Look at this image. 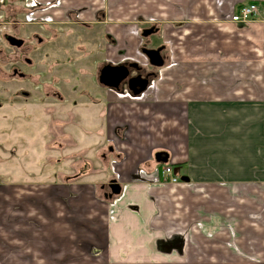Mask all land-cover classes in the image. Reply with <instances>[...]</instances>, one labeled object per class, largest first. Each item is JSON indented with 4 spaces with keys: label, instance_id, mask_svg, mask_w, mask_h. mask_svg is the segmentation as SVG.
<instances>
[{
    "label": "crops",
    "instance_id": "1",
    "mask_svg": "<svg viewBox=\"0 0 264 264\" xmlns=\"http://www.w3.org/2000/svg\"><path fill=\"white\" fill-rule=\"evenodd\" d=\"M31 1L35 4L33 10L27 8ZM253 3L260 9V16L253 23L242 26L230 22L241 6ZM5 4H8L7 8H4ZM108 4V11H104ZM0 5L4 9L3 25L7 29L12 13L18 12L19 19L22 17L24 20L22 26H33L39 30L42 27H70L102 32L106 40L101 44L105 53L104 62L116 66L133 63L144 70H148L149 60L142 52L140 32L145 27L141 22L138 25L140 15L183 19L187 23L216 24V29L227 34L234 29L243 32L245 47L241 49V56L227 52L216 72L213 62L200 68V80L193 81L195 77L191 75L178 76L173 73L162 76L157 99L162 105L171 104L175 111L171 113L169 110V114L180 115V120H165L160 116L154 118L152 115L156 113L149 108L142 109L141 103L137 102L140 98L134 103L135 97L127 89L114 92L106 88L108 91L104 92L105 103L101 110L106 116V125L101 135L104 134L106 141L116 144L120 142L117 131L131 125V133L126 144L121 145L122 150H117L118 155L115 151H109L110 146L107 148L109 155H102V167L109 169L111 176L104 175L101 169H95L88 160V171L85 169L83 175H74L68 184L65 202L52 204L51 215L61 218L55 224L52 222L56 233L55 236L50 235L52 242L59 244V252L70 257L69 253L73 250L75 256L77 249V259L82 260L78 264H151L153 260L161 259L162 263H166V259L171 258V251L163 252L162 244L173 238L177 242L182 239L192 241L196 234L192 236L190 233L188 237L186 233H198L189 228L195 221L205 218L203 213H206L207 204L204 197L215 200L217 204L218 188L264 184V0H3ZM157 27L161 31L160 26ZM152 44L155 43L152 41ZM204 68H210V73ZM155 82H151L147 91ZM181 82L186 87L183 95L180 92L174 94ZM236 84H239V89L235 87ZM162 109L158 107L160 114H167ZM237 114L239 117L236 119ZM132 116H136V122L131 121ZM88 135L91 136L90 133ZM69 140L67 145L71 146V143L73 148L74 142ZM162 146L171 147L174 153ZM82 151L85 153L88 149ZM160 152L168 153V164L180 179L178 184L161 181L160 166L163 164H159L155 158ZM123 154H126L123 160L114 161L122 158ZM9 163V156L3 154L0 158V178L10 177ZM91 177L95 179L91 180ZM112 181L121 187L119 196L111 197L109 184ZM2 182L1 257L10 249L4 243H12V235L14 239L23 236L12 231L11 220L7 218L9 222L3 217L9 192L1 189L2 186L9 187L10 181L3 179ZM96 196L105 200L101 201L104 202L102 205L97 204L98 199L97 202L93 200H96ZM113 208L115 211L111 217L109 213ZM211 210L218 211L213 206ZM63 216L102 222L103 231L94 235L88 231L90 238L85 232L76 234L73 230L72 233L60 235L66 220L62 219ZM36 221L40 228L30 229L34 232L36 243L33 255L42 264V241L47 235L43 233V221ZM27 232L30 231L25 232L29 235ZM104 233L109 239L108 247L93 259L91 251L78 246L79 243L98 242Z\"/></svg>",
    "mask_w": 264,
    "mask_h": 264
},
{
    "label": "rangeland",
    "instance_id": "2",
    "mask_svg": "<svg viewBox=\"0 0 264 264\" xmlns=\"http://www.w3.org/2000/svg\"><path fill=\"white\" fill-rule=\"evenodd\" d=\"M7 5H3L4 8H7ZM29 5L28 2L27 7ZM3 6L0 5V158L3 154L9 156L11 174L7 179L0 178L10 181L9 187L2 186L1 189L9 192L6 195L7 207L3 217L7 221L11 220L12 231H17L23 236L14 239L12 232V243H4L10 249L3 257L0 256V264H40L33 255L36 243L34 232L30 230L40 228L36 220L43 221V233L47 235L42 241V264H78L82 260L77 259V249L75 256L72 250L70 257H67L63 252H59V244L52 242L50 235L55 236L56 233L52 222L55 224L61 219L51 215L52 204L65 202L68 184L74 175L84 174L88 160H91L95 169H101L104 175L111 176V171L102 167V155H109V146L114 148L115 154L118 155L117 150H122L121 145L126 144L132 128L128 125L117 131L120 142L116 144L106 141L104 134L101 135L106 125V116H103L101 110L105 103L104 92L108 91L98 82L99 71L105 63L101 44L106 40L101 31L99 33L70 27H46L49 30L41 32L33 26H21L20 35L17 36L25 40L27 48L32 50L26 54L31 65L21 64V68L27 75H32V78H16L9 83L6 75L8 65L3 59L8 56L12 60L15 58V52L6 46L3 36L5 31L10 32L3 25ZM108 7L109 4L104 11H108ZM20 19L12 16L10 22L22 24L24 20L22 17ZM172 19L143 15L138 17V25L141 22L145 28L154 24L160 26L161 32L151 40L155 45L164 44L167 49L164 67L155 69L156 82L144 96L135 97L133 102L141 103L142 109L149 108L154 111L157 114L152 115L154 118L160 116L165 120H180V115L169 114V110L171 113L175 111L171 104L162 105L157 99L162 76L173 73L178 76L191 75L195 77L193 81L200 80L198 71L202 66L215 62L213 64L216 72L222 65V57L227 52L241 56L245 43L243 32H238L239 29L231 30L227 34L216 29V24L187 23L183 19ZM36 35L44 41L43 44H39L35 39ZM145 42L143 40V46ZM218 61L220 62L217 63ZM207 68L204 69L210 73L211 67ZM180 84L175 88L174 94L180 92L183 95L186 87L184 88L183 82ZM235 87L239 89V84ZM18 90L30 92L31 97L14 99V93ZM54 92L60 93L62 98H54ZM138 98L140 100H137ZM158 107L166 110L167 114L161 115ZM132 117L131 121L136 122V116ZM238 117L239 114L235 115L236 119ZM69 139L74 142L73 148L71 143V146L67 145ZM102 145L103 151L99 153ZM162 147L174 153L171 147ZM84 148L88 149V152L84 153ZM125 155L114 161L123 160ZM165 166L160 167L164 170ZM167 166L173 168L169 164ZM94 179L91 177V180ZM2 180L0 184L3 183ZM217 193V204L215 200L210 201L204 197V203L207 204L204 211L206 213H203L205 218L195 221L189 228L197 230L198 233H186L188 237L190 233L192 236L196 234L192 241L186 242L182 239L183 241L177 242L173 238L162 244L161 250L171 251V258L166 259V263H162L161 259L153 260L151 264H264V184L224 186L218 188ZM93 200L99 205L104 203L101 201H105L98 196ZM212 206L218 211H212ZM111 210L109 215L112 217L115 209ZM62 219L66 220L62 226L64 231L62 229L63 233L60 235L69 234L72 230L76 234H89L88 231H91V235L103 231L102 222L80 221L75 216H63ZM26 231L31 233L27 232L29 235H26ZM108 241V236L104 233L100 241L79 243L78 246H84L91 251L92 258L105 251ZM67 247L66 244V250ZM37 254L40 255L38 250Z\"/></svg>",
    "mask_w": 264,
    "mask_h": 264
},
{
    "label": "flooded vegetation",
    "instance_id": "3",
    "mask_svg": "<svg viewBox=\"0 0 264 264\" xmlns=\"http://www.w3.org/2000/svg\"><path fill=\"white\" fill-rule=\"evenodd\" d=\"M33 2H29V4H32ZM32 7V9H30L29 7H27L29 10H33L35 9V4L33 3V5H30ZM12 16L13 17H18L20 16V13L18 12H14L12 13ZM24 23L20 24V23H8V27H9V30L10 32L8 31L6 34H5V37L4 39L6 40V46H8V48L10 49H14V57L12 60L9 59L8 56L5 57V59H3L4 63L6 65H8V70H7V77L9 79V83L11 80H15L16 78L18 79H22V80H27L29 78H32L31 76L32 75H27L26 73H24L22 71V68H21V64H25V66H29L31 65V61L30 59L26 58V54L27 53H30L32 52L31 48L28 47L27 48V45H26V42L25 40H22L19 36L17 35H20V31H19V28L20 26H22ZM17 27V28H16ZM47 30H49L48 28H41L40 31L42 32H47ZM151 32L148 34V36L144 37L143 35L145 33H148V32ZM160 29L157 27V26H150L148 28H144L141 32V36H142V39L145 40V45L142 47V52H144V50H154V51H158L160 50V55L162 56L164 62H165V57H166V54H165V51H166V46L164 44H151L152 43V40L151 38L154 37V36H157L159 33H160ZM8 38H13L15 39L16 41L20 40L22 41V45L17 47V46H12L11 43L8 41ZM39 44H43V40L41 38L38 37V35H36V38H35ZM26 47V48H25ZM143 54V53H142ZM145 56V55H144ZM108 67H112V68H115V67H126L129 71V76L127 77V79L119 86L118 89H110L114 92H121L123 91V89H127L129 92H131L128 88H129V81L131 79H136V78H141L143 80H148L149 81V85H148V88L149 86L151 85V82L152 80H154V78H156V73H155V69H158V68H155L153 67L150 62H149V69L148 70H144V68H142L140 65H136V64H126V65H122V66H116V65H113V64H108V63H104L102 68L100 69L99 71V74H98V82H99V85H101L102 87H105L103 86L101 83H100V75H101V72L105 69V68H108ZM106 88V87H105ZM109 89V88H108ZM50 94V93H49ZM53 94V97L55 98H59L61 99V95L60 93L58 92H54L52 93ZM133 95V94H132ZM31 97V94L30 92L28 91H25V90H18L14 93V96L13 98L14 99H18V98H23V99H28ZM109 151L110 152H114V148H112L111 146L109 147Z\"/></svg>",
    "mask_w": 264,
    "mask_h": 264
},
{
    "label": "water",
    "instance_id": "4",
    "mask_svg": "<svg viewBox=\"0 0 264 264\" xmlns=\"http://www.w3.org/2000/svg\"><path fill=\"white\" fill-rule=\"evenodd\" d=\"M151 33L150 31L148 33H145L143 36L146 37L148 34ZM8 41L11 43L12 46H21L22 41H16L13 38H8ZM144 55L148 58L150 64L158 69H161L164 67L165 62L160 55V50L154 51V50H144ZM129 76V71L126 67H108L105 68L100 75V83L109 89H118L119 86L127 79ZM149 81L143 80L141 78L131 79L129 81V90L133 94L134 97H139L142 94H144L148 89ZM156 161L159 164H168L169 162V155L166 152H160L156 154L155 156ZM109 188L111 190V197L112 196H119L121 194V187L115 182L112 181L109 184Z\"/></svg>",
    "mask_w": 264,
    "mask_h": 264
},
{
    "label": "built area",
    "instance_id": "5",
    "mask_svg": "<svg viewBox=\"0 0 264 264\" xmlns=\"http://www.w3.org/2000/svg\"><path fill=\"white\" fill-rule=\"evenodd\" d=\"M259 16L260 9L257 4L243 5L232 15L230 22L235 25L248 26ZM165 167L164 170H160L161 181L165 184H178L180 179L175 170L167 165Z\"/></svg>",
    "mask_w": 264,
    "mask_h": 264
}]
</instances>
